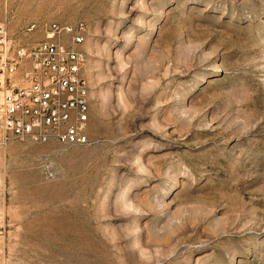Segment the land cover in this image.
Here are the masks:
<instances>
[{"label": "rangeland", "instance_id": "1", "mask_svg": "<svg viewBox=\"0 0 264 264\" xmlns=\"http://www.w3.org/2000/svg\"><path fill=\"white\" fill-rule=\"evenodd\" d=\"M0 22L29 45L81 24L91 94L86 144L0 129V264H264V0H0Z\"/></svg>", "mask_w": 264, "mask_h": 264}, {"label": "built area", "instance_id": "2", "mask_svg": "<svg viewBox=\"0 0 264 264\" xmlns=\"http://www.w3.org/2000/svg\"><path fill=\"white\" fill-rule=\"evenodd\" d=\"M34 44L0 22V129L19 140L62 146L88 142L91 94L83 75L82 25L50 22ZM34 29L28 25L27 33Z\"/></svg>", "mask_w": 264, "mask_h": 264}]
</instances>
